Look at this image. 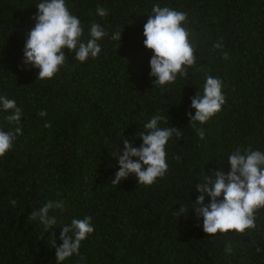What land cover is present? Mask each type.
Masks as SVG:
<instances>
[{"label":"trees","instance_id":"obj_1","mask_svg":"<svg viewBox=\"0 0 264 264\" xmlns=\"http://www.w3.org/2000/svg\"><path fill=\"white\" fill-rule=\"evenodd\" d=\"M40 2L0 0V96L21 109L23 133L0 158V264H56L51 234L59 247L60 227L87 216L94 232L81 244L84 259L73 255L63 264H264V208L255 213V229L209 236L192 207L200 195L195 184L215 171L227 174L234 149L264 151V0H66L84 41L93 23L108 35L86 62L65 50L69 64L43 81L22 63ZM155 4L187 13L197 57L186 79L164 87L153 85V53L143 44ZM116 31L120 43L111 39ZM207 75L223 81L226 103L194 128L191 98L203 95ZM10 114L0 106L5 130ZM157 114L167 117L161 127L182 132L166 145V175L151 186L135 174L112 184L119 171L112 154L123 152L125 138L140 147L138 135ZM49 200L63 208L50 212L57 223L46 232L29 216Z\"/></svg>","mask_w":264,"mask_h":264},{"label":"clouds","instance_id":"obj_2","mask_svg":"<svg viewBox=\"0 0 264 264\" xmlns=\"http://www.w3.org/2000/svg\"><path fill=\"white\" fill-rule=\"evenodd\" d=\"M36 7L38 13L34 17L35 26L28 34L22 63L38 69L39 80L53 79L62 67L69 64L65 50L75 53L76 61L82 63L100 54L98 41L108 35L100 24L91 25L89 39L84 41L81 20L69 11L66 0H42ZM97 15L103 18L108 12L98 6ZM187 23L186 12L153 5L152 14L144 25L143 44L153 53L150 76L154 78V87L174 84L178 76L186 79L189 68L195 66L197 57L194 55L195 48L190 41L191 33ZM121 34L116 31L111 39L120 43ZM213 47L218 50L222 44L218 42ZM222 56L228 59L226 52ZM222 89L223 81L220 78L206 76L203 95L196 93L191 98V108L195 110V115L189 112L188 117L194 128L196 122L203 125L222 110L226 103ZM0 106L6 112L11 111L5 117L8 129L0 127V158H3L13 149L16 138L23 134L22 111L15 100L5 96H0ZM38 115L46 117L48 113L42 110ZM162 122L167 124V117L157 114L144 124L145 131L138 135L142 140L138 148L127 138L122 141L123 152L118 150L112 154L119 163V171L111 181L112 184L118 185L129 174H135L138 184L151 186L158 178L166 175V145L173 136L181 138L182 132L174 127H161ZM44 127L49 128L51 125L46 123ZM196 131L203 140L204 130L197 128ZM227 162L230 165L227 174L222 171H215L211 177L206 174L203 182L194 186L200 195L192 207L197 217L203 218V231L209 236L230 231L243 234L248 229H255V213L264 208V151L237 147L227 157ZM205 195L210 198L207 205ZM10 203L15 206L17 202L12 200ZM62 208L61 202L49 200L39 209L33 210L29 218L38 220L45 231L49 232L57 223L56 216L50 215V212ZM91 220L90 216L73 218L70 225L61 226L59 239L62 244L59 247L55 243V234H51L56 264H63L73 255L84 259L80 255V248L82 242L94 232ZM226 251L231 253V246H227Z\"/></svg>","mask_w":264,"mask_h":264}]
</instances>
